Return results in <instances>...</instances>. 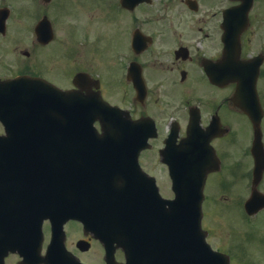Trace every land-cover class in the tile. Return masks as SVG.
<instances>
[{"label":"flooded vegetation","instance_id":"obj_1","mask_svg":"<svg viewBox=\"0 0 264 264\" xmlns=\"http://www.w3.org/2000/svg\"><path fill=\"white\" fill-rule=\"evenodd\" d=\"M88 2L92 15L76 27L68 0H0V82L30 76L99 93L132 120L153 122L156 136L139 154L141 168L162 193L171 192L172 158L188 153L193 162L215 165L204 185L202 227L210 240L217 232L209 227L211 212L225 211L220 243L230 262L264 264V206L251 214L245 208L252 193L264 197V0ZM56 47L59 55L45 56ZM85 52L90 59L78 63ZM77 74L89 81L75 84ZM256 162L263 170L254 180ZM73 227L81 229L74 245L88 242L86 253L95 246L96 258L100 244L74 222L65 226L67 237ZM233 235L239 240L228 243ZM4 256L3 264H28L18 252Z\"/></svg>","mask_w":264,"mask_h":264},{"label":"water","instance_id":"obj_2","mask_svg":"<svg viewBox=\"0 0 264 264\" xmlns=\"http://www.w3.org/2000/svg\"><path fill=\"white\" fill-rule=\"evenodd\" d=\"M10 86L16 92L4 93L0 109L7 134L0 138V189L26 188L50 206L71 199L68 204H75L104 245L106 264H118L117 248L124 253V264H228L210 250L200 229L207 170L200 160L193 162L184 154L168 162L175 197L164 200L154 180L137 166L138 153L152 136L141 130L143 123H131L97 96L61 92L27 78ZM10 86H3L4 91ZM96 121L102 134L93 127ZM28 139L34 148L23 146ZM13 200L14 212L17 204L22 213L34 207L29 197ZM54 211L39 215L37 208L38 252L42 220L49 217L60 229L62 221L73 217L60 211L59 223ZM58 243H52L44 257L38 255V264H80L65 252L63 237Z\"/></svg>","mask_w":264,"mask_h":264},{"label":"rangeland","instance_id":"obj_3","mask_svg":"<svg viewBox=\"0 0 264 264\" xmlns=\"http://www.w3.org/2000/svg\"><path fill=\"white\" fill-rule=\"evenodd\" d=\"M68 1H69V9H70V16H71L69 23H75L76 27L78 25V22L80 23L81 21H83L85 23L86 16L92 15V6H91L92 3L89 4L88 0H83L82 2H81V0L80 1L68 0ZM80 8L83 9V12ZM73 12H74V15H73ZM77 13L79 14V17L77 15ZM59 34H60V31H59ZM77 38H79V37H77ZM58 39H61V37L58 36ZM57 50L61 51V48L56 47L53 50L49 51V53H46L45 56L49 57L51 55V56L55 57L56 55L60 54V52H58ZM48 54H49V56H48ZM76 57L78 58V56H76ZM90 57H91L90 54L85 52L82 54L81 58L79 59L80 61L78 60V63H82L81 62L82 60L88 61L90 59ZM93 57H94V55H93ZM158 180H160L159 176H158ZM162 195L165 197H170V196H172V193L169 192L167 189L166 190L164 189V190H162ZM212 213H213V211L210 214L211 224H209V227L212 230V232H215V231H217V232H215V234L211 233L210 242L213 244V246L215 248H222L223 249L225 246L223 247V244H221L220 241L223 240L222 234H225L223 228H224V221L228 220L226 218L227 213L225 211H220V210L216 211L214 214H212ZM222 218H223V222L220 221V219H222ZM80 232L81 231L79 229L76 231L75 235H73V236L70 235L69 238H67L68 247L76 253H77V251L75 250V247L73 246V242L76 239L80 238V236H81ZM258 237L259 238L264 237V229L262 230V233H258ZM73 238H74V240H73ZM239 238H240V236L233 235L234 241H236L237 239L239 240ZM229 239H232V238L230 237ZM228 243H233V241H230ZM94 247L88 253H86V252L79 253L78 252V254H80V256H83L86 260L92 261V263L96 262V264H98L99 260L101 259V256H102V249L99 248V252H98V255L96 256V261H95L92 254L95 253V250H98V249L94 248ZM232 252L241 254L236 249H233ZM116 259L119 261L123 260V255L120 251L116 252ZM257 261H258V263L263 264L262 262H259V260H257ZM99 264H103V262H100Z\"/></svg>","mask_w":264,"mask_h":264}]
</instances>
